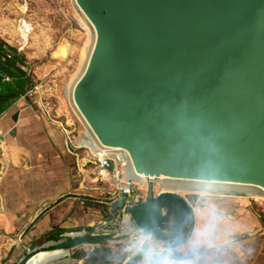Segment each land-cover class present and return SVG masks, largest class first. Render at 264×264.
Listing matches in <instances>:
<instances>
[{
    "label": "water",
    "instance_id": "obj_1",
    "mask_svg": "<svg viewBox=\"0 0 264 264\" xmlns=\"http://www.w3.org/2000/svg\"><path fill=\"white\" fill-rule=\"evenodd\" d=\"M78 1L99 40L76 99L102 144L147 177L264 187V0ZM192 215L184 196L150 191L125 216L164 246L186 236ZM112 223L35 243L18 264L127 240Z\"/></svg>",
    "mask_w": 264,
    "mask_h": 264
},
{
    "label": "crops",
    "instance_id": "obj_2",
    "mask_svg": "<svg viewBox=\"0 0 264 264\" xmlns=\"http://www.w3.org/2000/svg\"><path fill=\"white\" fill-rule=\"evenodd\" d=\"M35 80L27 56L0 38V239L19 256L95 228L114 207V189L96 186L88 162L37 104ZM256 205L232 194L192 203L188 233L166 245L159 264H264V205Z\"/></svg>",
    "mask_w": 264,
    "mask_h": 264
},
{
    "label": "rangeland",
    "instance_id": "obj_3",
    "mask_svg": "<svg viewBox=\"0 0 264 264\" xmlns=\"http://www.w3.org/2000/svg\"><path fill=\"white\" fill-rule=\"evenodd\" d=\"M80 9L75 0H0V38L27 56L36 78L33 95L37 104L66 132L72 152L77 159L80 157L88 162L86 169L91 170L94 175V159L91 156H95L94 150L99 148L90 137L83 117L73 108L71 100L72 84L83 72L93 37V29ZM26 22L32 28L30 42L26 48L21 49L15 41L19 28ZM75 145L85 146L89 154L76 150ZM93 180L95 181L94 176ZM137 185L134 184L133 187V203L136 199L137 203L141 202L150 191L154 195L163 192L157 183L149 186ZM96 186L100 187L98 184ZM213 194L216 193L181 195L192 204ZM232 195L247 196L258 207L264 205V198L256 199L253 194L234 192ZM114 207H111V213L108 214V221L112 218L113 223L107 229L121 232L122 219L126 213L117 214ZM59 240H62V236H53L48 242L52 244ZM48 242H42L39 247ZM167 244H164V249ZM159 251L157 249L153 254L150 247L145 245L136 256L130 257L134 252V247L130 244L92 243L70 251L68 255L58 253L59 259L49 264H159L164 253L163 251L160 255ZM79 253L84 256L78 258ZM24 256L15 254L11 241L0 239V264H18Z\"/></svg>",
    "mask_w": 264,
    "mask_h": 264
},
{
    "label": "bare ground",
    "instance_id": "obj_4",
    "mask_svg": "<svg viewBox=\"0 0 264 264\" xmlns=\"http://www.w3.org/2000/svg\"><path fill=\"white\" fill-rule=\"evenodd\" d=\"M75 1L81 8L80 10L82 11L84 18L86 19V21L90 24V26L93 29L92 42H91L89 54L87 55V59L84 65L83 72L78 78L74 80L72 87H71V100H72L73 108L78 112L81 118L83 117L82 120L88 129L90 137L98 145V148H99V149L94 150L95 156L90 155L91 158L95 159L97 158L98 155L100 157L111 158L115 163V173L114 174L116 175L117 173H121L123 176L121 182H124L125 180H131L133 184H135L136 186H138L137 184L141 186H149L150 184L157 183L158 185L162 187L163 191H170V192L178 193L180 195L182 193L233 194L234 192H244L247 194L255 195L256 199L264 198V187L253 185V184L220 182V181L205 182V181H197V180L173 179V178H167L165 176H160L158 178L147 177L144 174L137 173L135 171L133 162L127 151L120 149V148L107 147L102 144V141L98 133L96 132L95 128L91 125L90 121L88 120V117L81 110L80 106L78 105L77 99H76L77 88L88 73L92 58L95 54L96 47L98 45L99 26L92 20V18L83 8V6L79 3V1L78 0H75ZM31 30H32L31 25L28 22H26L23 26L19 28V34H18V37L16 38L15 43L21 49H24L28 46L30 42ZM75 149L78 151H85L88 153V150L85 148V146L79 147L75 145ZM86 165L84 166L83 171ZM88 172H90L89 174H91L90 170ZM122 224H123V231L126 234H128L129 239L121 243L130 244L132 245V247H134V252L130 256H136L145 245H148L150 247V251L153 254L155 253V250L159 249L160 250L159 252L161 255V253L164 250V247L163 245H161V243H159L158 241L146 238L134 232L131 229L129 222H128V218L126 216H123ZM58 253H59L58 251L41 252L37 254L35 257H33L28 264L53 263L59 259Z\"/></svg>",
    "mask_w": 264,
    "mask_h": 264
},
{
    "label": "built area",
    "instance_id": "obj_5",
    "mask_svg": "<svg viewBox=\"0 0 264 264\" xmlns=\"http://www.w3.org/2000/svg\"><path fill=\"white\" fill-rule=\"evenodd\" d=\"M93 168H94L93 176L95 179L94 181L95 184L100 185V187H102L103 189L106 186L114 187L113 188L114 189L113 199H112L111 205H115L116 197L118 194H121L123 196L124 199H123L121 213H126L127 207L137 203L136 202L137 199L135 203H133L134 202L133 201V187H134L133 182L131 180H125L124 182H121L122 174L121 173H117L116 175L114 174L115 173V163L111 158L100 157L98 155L97 158L94 159ZM191 207H192V210L194 211V207L192 206V204H191Z\"/></svg>",
    "mask_w": 264,
    "mask_h": 264
},
{
    "label": "trees",
    "instance_id": "obj_6",
    "mask_svg": "<svg viewBox=\"0 0 264 264\" xmlns=\"http://www.w3.org/2000/svg\"><path fill=\"white\" fill-rule=\"evenodd\" d=\"M84 255L82 253L78 254V258H82ZM141 264H144V262H142Z\"/></svg>",
    "mask_w": 264,
    "mask_h": 264
}]
</instances>
